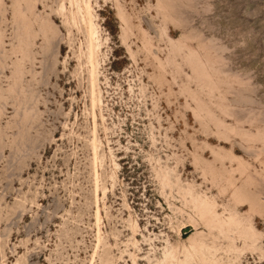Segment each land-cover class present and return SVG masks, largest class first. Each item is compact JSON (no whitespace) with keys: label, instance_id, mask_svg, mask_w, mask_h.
<instances>
[{"label":"rangeland","instance_id":"obj_1","mask_svg":"<svg viewBox=\"0 0 264 264\" xmlns=\"http://www.w3.org/2000/svg\"><path fill=\"white\" fill-rule=\"evenodd\" d=\"M173 250L264 264V0H0V264Z\"/></svg>","mask_w":264,"mask_h":264},{"label":"bare ground","instance_id":"obj_2","mask_svg":"<svg viewBox=\"0 0 264 264\" xmlns=\"http://www.w3.org/2000/svg\"><path fill=\"white\" fill-rule=\"evenodd\" d=\"M64 9V6L63 5H61V8H60V10L62 11ZM61 13V12H60ZM211 227V226H210ZM194 238V237H193ZM196 238H194V240L191 242V244H192V248H194L197 252H201V251H203V253H204V250L206 249V248H208V246L206 245L204 248V250H202L203 248H202V245L204 244V242H201L200 240H198V239H196ZM233 240V239H232ZM234 243V242H233ZM232 244V243H231ZM237 250V248H234V250ZM187 252H189V249L188 248H184V250H183V254H184V256H186V254H187ZM169 256L171 257V259H172V261H171V263L170 264H186V262H187V260H186V258L185 259H180L179 258V256H177V254H176V252H175V250H173V251H171V253H169Z\"/></svg>","mask_w":264,"mask_h":264}]
</instances>
